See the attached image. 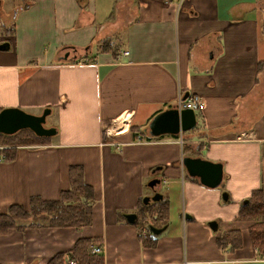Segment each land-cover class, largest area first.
Here are the masks:
<instances>
[{
  "label": "crops",
  "instance_id": "crops-1",
  "mask_svg": "<svg viewBox=\"0 0 264 264\" xmlns=\"http://www.w3.org/2000/svg\"><path fill=\"white\" fill-rule=\"evenodd\" d=\"M175 5L34 0L14 12L12 35L0 30V43L9 42L0 50V108L32 115L48 108V127L57 130L42 144L19 145L12 160L0 158V213L27 207L30 196L57 199L70 187L72 166L93 189L89 225L9 229L0 234V264H48L60 253L63 264H76L70 252L79 239L101 245V264H264V254L244 251L235 227L242 222L248 230L237 214L253 191L264 202V68L257 69L264 0ZM105 37L122 44L115 54L96 51ZM70 48L74 54H66ZM188 94L199 95L204 108L195 112L196 126L181 132L182 144L178 135L134 142L157 112ZM184 156L221 163L222 184L209 188L188 177ZM151 178L161 180L168 214L166 224H155L165 229L147 240L153 246L125 220L152 194ZM171 204L180 214L169 228ZM230 230L240 232L238 249L216 242Z\"/></svg>",
  "mask_w": 264,
  "mask_h": 264
},
{
  "label": "trees",
  "instance_id": "trees-1",
  "mask_svg": "<svg viewBox=\"0 0 264 264\" xmlns=\"http://www.w3.org/2000/svg\"><path fill=\"white\" fill-rule=\"evenodd\" d=\"M29 0L22 7L33 3ZM80 5L84 6V0H79ZM14 13V12H13ZM14 21L9 28L3 26L5 35H12L14 32ZM96 51L109 50L115 54L119 49L117 43L111 37H105L96 42ZM102 45V46H100ZM264 68V60L258 64V71ZM1 109V108H0ZM133 129V128H132ZM22 133L21 137L16 134ZM137 136L152 137L145 135L144 132L134 133L133 139ZM158 138V137H157ZM0 139L6 142L4 148H0V158L4 160L14 159L16 148L19 145L42 144L46 138L38 137L29 129H21L14 134L0 133ZM70 169V187L60 192L57 199H42L39 196H30L27 207L20 204H12L6 212L0 213V234L6 233L9 229L23 230L26 227H73L79 229L91 223L93 206V189L83 180L82 169L80 166H72ZM261 190H255L247 199L246 204L240 207L237 214L238 220L250 222L248 226L249 241L252 247L260 254H264V202L262 201ZM165 201L151 203L140 202L136 210L134 224L138 229V236L143 244L153 246V242L147 240L154 237L149 232V226L155 224L163 225L167 223V205ZM32 218L30 222L27 219ZM23 221L24 223H21ZM145 233V236L142 235ZM241 236L237 230L224 232L216 242L223 248L235 250L241 247ZM94 241L90 239H79L72 247L71 255L76 264H101L102 256L92 253L91 249ZM64 254L60 253L48 261V264H63Z\"/></svg>",
  "mask_w": 264,
  "mask_h": 264
},
{
  "label": "water",
  "instance_id": "water-1",
  "mask_svg": "<svg viewBox=\"0 0 264 264\" xmlns=\"http://www.w3.org/2000/svg\"><path fill=\"white\" fill-rule=\"evenodd\" d=\"M1 7V0H0ZM9 48V42L3 41L0 43V50H7ZM74 48H70L66 51V54H74ZM50 113V109L44 108L41 114L35 115L28 113L18 107H5L0 109V133L2 134H14L21 129H29L34 132L38 137H50L56 134L55 127H46L44 125L46 115ZM196 113L192 109L182 108L177 106L166 108L157 112L149 121L148 134L152 137H160L163 135H178L180 132H186L193 129L196 126ZM188 177L197 178L199 183L209 187L216 188L222 184L223 172L222 164L219 162H213L204 159L200 156H184L182 163ZM157 169L153 170V174ZM161 180L158 178H151L148 186L151 189L152 194L143 198L144 203L157 202L163 199V194L159 192ZM222 199H227V194L222 193ZM246 204V200L242 201ZM136 214L128 213L125 215V220L130 223L135 221ZM165 226L155 227L149 226V232L154 235H158L165 229ZM209 227L212 230H216V221H210Z\"/></svg>",
  "mask_w": 264,
  "mask_h": 264
},
{
  "label": "rangeland",
  "instance_id": "rangeland-1",
  "mask_svg": "<svg viewBox=\"0 0 264 264\" xmlns=\"http://www.w3.org/2000/svg\"><path fill=\"white\" fill-rule=\"evenodd\" d=\"M27 1H29V0H4L2 2L1 7H0V17L4 16V18H3V20H2V18H0V30H1V32H2L3 26L6 27V28H9V25L11 24V22H13V15H15V13H13V12H15L18 9V7L24 5ZM110 9H111L112 12L114 11L113 7H111ZM97 21H99V18L97 19ZM97 21H96V23H97ZM120 45H122V44L121 43L117 44L118 48L120 47ZM100 46H102V45H100ZM50 115H51L50 113L48 115H46V120H45V123H44V125L46 127H48L50 122H51ZM16 135L18 137L19 136L21 137L22 133H18ZM5 142L6 141L4 139H0V148H4L5 146H7V145H5L6 144ZM171 205H172L171 209H170L171 213H170L169 220H168V222H169V226L168 227L169 228L174 225V223L178 219L177 216H179V214H180L179 206L176 205V204H171ZM31 220H32V218H29V219H27V221H24V222H30ZM24 222L21 221V223H24ZM235 227L241 233L244 234V236H243L244 237V241H245V250L244 251L246 253L248 251L252 252L253 247H252L251 241H249L250 237H249V234H248V230L245 228V226H243L242 222L238 223L237 226H235ZM169 228L166 231H168Z\"/></svg>",
  "mask_w": 264,
  "mask_h": 264
},
{
  "label": "built area",
  "instance_id": "built-area-1",
  "mask_svg": "<svg viewBox=\"0 0 264 264\" xmlns=\"http://www.w3.org/2000/svg\"><path fill=\"white\" fill-rule=\"evenodd\" d=\"M166 3H171L172 0H164ZM184 0H176V7L177 9H180V5L182 4ZM124 54H127V52H123ZM177 103H176V106L179 108V109H182V108H188V109H192V111L194 112H198L200 110H202L204 108V102H203V99L200 98L199 95H196V94H188L186 97L184 98H181L180 96L177 97ZM149 135V134H148ZM153 138H157V137H150L148 139H146V137H140V136H137L135 139H134V142H137V143H148V142H152L154 141ZM178 142L180 144L183 143V138H181V132L178 134ZM101 245H95V246H92V253H95V254H101L103 252V249L102 247H100Z\"/></svg>",
  "mask_w": 264,
  "mask_h": 264
}]
</instances>
